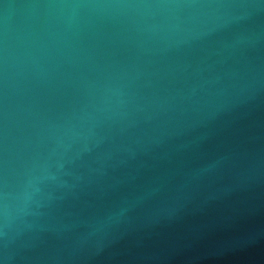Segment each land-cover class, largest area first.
<instances>
[{"label": "water", "instance_id": "water-1", "mask_svg": "<svg viewBox=\"0 0 264 264\" xmlns=\"http://www.w3.org/2000/svg\"><path fill=\"white\" fill-rule=\"evenodd\" d=\"M0 264H264V0H0Z\"/></svg>", "mask_w": 264, "mask_h": 264}]
</instances>
